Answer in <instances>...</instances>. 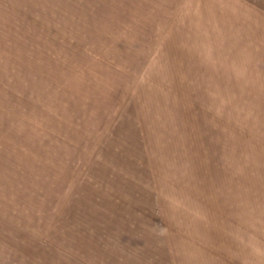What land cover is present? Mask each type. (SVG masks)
I'll return each mask as SVG.
<instances>
[{"label": "rangeland", "instance_id": "1", "mask_svg": "<svg viewBox=\"0 0 264 264\" xmlns=\"http://www.w3.org/2000/svg\"><path fill=\"white\" fill-rule=\"evenodd\" d=\"M0 264H264V0H0Z\"/></svg>", "mask_w": 264, "mask_h": 264}]
</instances>
